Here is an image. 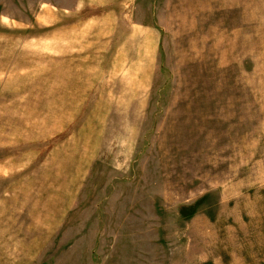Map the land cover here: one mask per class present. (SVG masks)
<instances>
[{
	"label": "rangeland",
	"instance_id": "1",
	"mask_svg": "<svg viewBox=\"0 0 264 264\" xmlns=\"http://www.w3.org/2000/svg\"><path fill=\"white\" fill-rule=\"evenodd\" d=\"M72 4L0 0V264H264V0Z\"/></svg>",
	"mask_w": 264,
	"mask_h": 264
},
{
	"label": "crops",
	"instance_id": "2",
	"mask_svg": "<svg viewBox=\"0 0 264 264\" xmlns=\"http://www.w3.org/2000/svg\"><path fill=\"white\" fill-rule=\"evenodd\" d=\"M135 0H72L73 4L71 8H65L66 11H81V10H90V11H129V4ZM106 8H101L103 6ZM108 5V6H106ZM117 5H119L117 7ZM122 5V7H121Z\"/></svg>",
	"mask_w": 264,
	"mask_h": 264
}]
</instances>
